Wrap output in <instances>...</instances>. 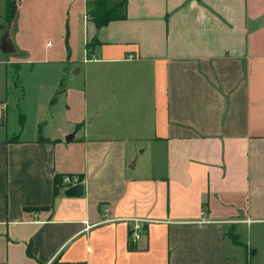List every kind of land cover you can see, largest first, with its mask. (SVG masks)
I'll return each instance as SVG.
<instances>
[{
	"label": "crops",
	"instance_id": "0c3cea01",
	"mask_svg": "<svg viewBox=\"0 0 264 264\" xmlns=\"http://www.w3.org/2000/svg\"><path fill=\"white\" fill-rule=\"evenodd\" d=\"M14 1L0 264H264V0Z\"/></svg>",
	"mask_w": 264,
	"mask_h": 264
},
{
	"label": "trees",
	"instance_id": "16d2710c",
	"mask_svg": "<svg viewBox=\"0 0 264 264\" xmlns=\"http://www.w3.org/2000/svg\"><path fill=\"white\" fill-rule=\"evenodd\" d=\"M6 17L12 18L15 12V1L14 0H6ZM87 11L89 15L92 17L93 21L96 23L98 27H102L107 25L112 20L123 19L127 14V1H110V0H95L93 2H89L87 4ZM63 176L59 175L55 178V189L54 195L55 197L59 194L61 189L65 187L63 185ZM59 182L61 185L59 186ZM34 210L43 209L42 207H34ZM231 239L237 244H243L238 235L235 233L230 234Z\"/></svg>",
	"mask_w": 264,
	"mask_h": 264
},
{
	"label": "water",
	"instance_id": "95a60500",
	"mask_svg": "<svg viewBox=\"0 0 264 264\" xmlns=\"http://www.w3.org/2000/svg\"><path fill=\"white\" fill-rule=\"evenodd\" d=\"M84 184L76 183L64 190V194L68 197H79L83 194Z\"/></svg>",
	"mask_w": 264,
	"mask_h": 264
},
{
	"label": "rangeland",
	"instance_id": "374dc122",
	"mask_svg": "<svg viewBox=\"0 0 264 264\" xmlns=\"http://www.w3.org/2000/svg\"><path fill=\"white\" fill-rule=\"evenodd\" d=\"M11 19H12V18L9 19V18L6 17V22H7L8 25H10V23H11V21H12ZM43 47H44V46H42V44H41V45H40V49H41V51L44 50ZM4 50H5V49H4ZM34 52H35V54L37 55V57L40 56V53H41V52L38 50V46H36V49L34 50ZM73 180H74V179H72V178H69V180L66 179V178H64L62 182H63V183H64V182L70 183V182H72ZM62 182H59V186L61 185L60 183H62ZM63 185H65V183H64ZM254 228H255V227H254ZM242 231H244V232H242V233H245L246 230L243 229ZM231 232H233V231H231ZM238 237H239V236H238ZM239 239H240L243 243H247V240H246L247 238H246V236H240ZM248 264H252V263H251V260H248Z\"/></svg>",
	"mask_w": 264,
	"mask_h": 264
},
{
	"label": "built area",
	"instance_id": "2783aa9c",
	"mask_svg": "<svg viewBox=\"0 0 264 264\" xmlns=\"http://www.w3.org/2000/svg\"><path fill=\"white\" fill-rule=\"evenodd\" d=\"M68 180H69V179H68ZM134 228H135V229H139L140 226H139V225H136ZM137 237H139V235H137Z\"/></svg>",
	"mask_w": 264,
	"mask_h": 264
}]
</instances>
